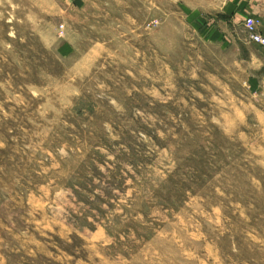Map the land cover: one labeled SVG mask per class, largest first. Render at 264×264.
Wrapping results in <instances>:
<instances>
[{"label":"rangeland","instance_id":"374dc122","mask_svg":"<svg viewBox=\"0 0 264 264\" xmlns=\"http://www.w3.org/2000/svg\"><path fill=\"white\" fill-rule=\"evenodd\" d=\"M223 1L0 0V264H264V86L185 15Z\"/></svg>","mask_w":264,"mask_h":264},{"label":"crops","instance_id":"0c3cea01","mask_svg":"<svg viewBox=\"0 0 264 264\" xmlns=\"http://www.w3.org/2000/svg\"><path fill=\"white\" fill-rule=\"evenodd\" d=\"M186 5L187 25L200 27L202 41H217L219 47L231 49L246 64V82L253 89L264 86V46L246 42L244 20L254 16L262 21L264 34V0H224L215 11L202 12Z\"/></svg>","mask_w":264,"mask_h":264},{"label":"built area","instance_id":"2783aa9c","mask_svg":"<svg viewBox=\"0 0 264 264\" xmlns=\"http://www.w3.org/2000/svg\"><path fill=\"white\" fill-rule=\"evenodd\" d=\"M247 39L264 46V34L261 31L262 21L254 16H248L244 20Z\"/></svg>","mask_w":264,"mask_h":264}]
</instances>
